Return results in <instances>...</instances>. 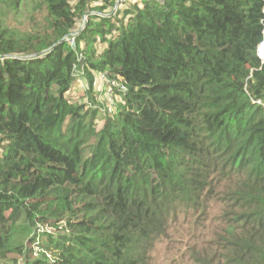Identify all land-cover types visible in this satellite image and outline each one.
I'll use <instances>...</instances> for the list:
<instances>
[{
  "label": "trees",
  "instance_id": "16d2710c",
  "mask_svg": "<svg viewBox=\"0 0 264 264\" xmlns=\"http://www.w3.org/2000/svg\"><path fill=\"white\" fill-rule=\"evenodd\" d=\"M21 1L0 0V264H149L216 197L199 263L264 264V0H35L34 35L5 26Z\"/></svg>",
  "mask_w": 264,
  "mask_h": 264
},
{
  "label": "rangeland",
  "instance_id": "374dc122",
  "mask_svg": "<svg viewBox=\"0 0 264 264\" xmlns=\"http://www.w3.org/2000/svg\"><path fill=\"white\" fill-rule=\"evenodd\" d=\"M142 1V0H141ZM35 0L21 1L13 10L6 11L5 26L21 33L38 34L45 24V10L33 7ZM129 2V0H128ZM109 6L107 9L109 10ZM82 21L77 24L80 28ZM72 89V97L79 104L86 107H95L88 99L87 81L79 74ZM96 102L102 111L111 112L115 108L118 96L113 94L106 77L96 75L95 85L92 88ZM104 120L99 121L100 129ZM216 201L215 203H212ZM206 211L183 209L168 220L166 234L155 242L151 252L149 264H201L198 259L209 251L217 252L221 247L219 235L220 222H224L222 211L225 204L217 197L207 202ZM224 226V224H222Z\"/></svg>",
  "mask_w": 264,
  "mask_h": 264
},
{
  "label": "built area",
  "instance_id": "2783aa9c",
  "mask_svg": "<svg viewBox=\"0 0 264 264\" xmlns=\"http://www.w3.org/2000/svg\"><path fill=\"white\" fill-rule=\"evenodd\" d=\"M116 1H117V4L124 2V0H116ZM156 1H158L160 3H163L165 0H156ZM71 40L73 41V38H71ZM256 55L260 59L261 62H264V31H263V34H262V38H261L260 42L257 45ZM121 88H124V86L121 85ZM252 102L255 103V104H258V105L262 104L260 99H252Z\"/></svg>",
  "mask_w": 264,
  "mask_h": 264
},
{
  "label": "crops",
  "instance_id": "0c3cea01",
  "mask_svg": "<svg viewBox=\"0 0 264 264\" xmlns=\"http://www.w3.org/2000/svg\"><path fill=\"white\" fill-rule=\"evenodd\" d=\"M137 1H138V0H137ZM130 2H132V3H133V2H136V0H131ZM137 3H138V2H137ZM139 5H141V4H140V2H139ZM125 7H129V5H127V4H126V6H125Z\"/></svg>",
  "mask_w": 264,
  "mask_h": 264
},
{
  "label": "water",
  "instance_id": "95a60500",
  "mask_svg": "<svg viewBox=\"0 0 264 264\" xmlns=\"http://www.w3.org/2000/svg\"><path fill=\"white\" fill-rule=\"evenodd\" d=\"M43 51L39 52V53H42ZM0 57H1V54H0Z\"/></svg>",
  "mask_w": 264,
  "mask_h": 264
}]
</instances>
